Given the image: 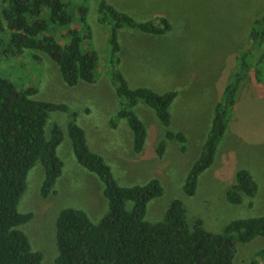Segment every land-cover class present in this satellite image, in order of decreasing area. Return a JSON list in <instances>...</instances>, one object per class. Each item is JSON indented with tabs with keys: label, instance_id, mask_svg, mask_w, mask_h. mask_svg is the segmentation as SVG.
<instances>
[{
	"label": "rangeland",
	"instance_id": "1",
	"mask_svg": "<svg viewBox=\"0 0 264 264\" xmlns=\"http://www.w3.org/2000/svg\"><path fill=\"white\" fill-rule=\"evenodd\" d=\"M121 1L108 0L137 21L152 20L132 15L129 6ZM129 1L136 12L143 8L145 15L168 18L172 31L149 36L136 29L121 28L118 31L119 69L132 89L149 88L160 94L177 92L171 106L170 130L186 135L184 151L180 141L166 139L163 157L157 155L165 129L153 109L142 102L134 111L148 130L145 151L138 155L133 150L132 130L124 119L116 118L119 97L109 70V28L97 21L98 0H87L91 45L100 56L96 83L80 82L69 87L58 65L46 53L26 50L10 54L3 33H0V78L12 82L18 90H35L32 98L36 100L68 105L76 114L77 124L85 131L90 150L103 157L120 186L144 185L151 179H159L165 192L148 203L147 220H163L172 201L177 199L183 202L191 224L202 220L205 229L214 233H223L233 221L264 216V69L257 67L263 72L260 82L253 71L264 45L251 59V73L239 88L213 165L200 175L194 196L187 195L183 188L203 151L215 107L233 80L239 58L249 48L252 23L264 15V0ZM71 2L76 6L83 0ZM75 28L79 26L51 24L49 33L59 43L68 44ZM113 119L115 125L111 123ZM54 123L60 125L64 135L57 149L63 169L55 185L56 193L46 198L41 196L45 171L37 164L28 174L27 189L18 207L21 213H33L32 220L21 229L29 237L33 250L42 253L41 264H59L56 222L62 210H83L93 222H98L108 210L104 184L74 154L68 134V113H51L48 134ZM138 159L143 160L134 161ZM241 170L253 175L258 192L254 197L244 196L241 204H234L227 194ZM263 251L262 237L239 243L233 264H264Z\"/></svg>",
	"mask_w": 264,
	"mask_h": 264
},
{
	"label": "trees",
	"instance_id": "2",
	"mask_svg": "<svg viewBox=\"0 0 264 264\" xmlns=\"http://www.w3.org/2000/svg\"><path fill=\"white\" fill-rule=\"evenodd\" d=\"M97 11L98 23L109 28V70L119 97L116 118L124 119L132 130L134 150L143 151L147 140V128L134 111L142 102L153 109L165 129L157 155L163 157L166 139L180 141L184 151L186 135L170 130L171 106L177 92L160 94L149 88L132 89L119 69L121 28L159 36L172 31L170 21L165 16L137 21L108 0H98ZM88 15L87 0L76 6L71 0H0V33L6 36V50L10 54L26 50L46 53L58 65L69 87L80 82L93 84L100 75V56L91 45ZM51 24L79 28L71 31L70 43L61 44L49 33ZM249 39V48L239 58L233 80L215 107L203 151L186 177L183 188L189 196L196 194L200 175L215 161L239 88L251 73V59L264 45V15L252 23ZM256 62L253 71L260 82L264 52ZM35 93L33 89L18 90L12 82L0 78V264H41L43 260L42 253L33 250L29 237L21 229L32 220L33 213H21L18 207L27 189L28 174L37 164L45 171L41 196L56 193L55 185L63 169L57 149L64 135L57 123L47 133L51 113L56 111L68 113V134L74 154L82 166L102 181L108 200V210L98 222H93L83 210L68 208L60 212L56 222L59 264H233L239 243L264 238V216L233 221L223 233H214L205 229L202 220L191 224L179 199L172 201L163 220H147L148 203L165 192L160 180L120 186L103 157L90 150L85 131L68 105L36 100L32 98ZM111 123L116 124L114 119ZM257 192L253 175L241 170L227 197L231 203L241 204L244 196L254 197Z\"/></svg>",
	"mask_w": 264,
	"mask_h": 264
},
{
	"label": "crops",
	"instance_id": "3",
	"mask_svg": "<svg viewBox=\"0 0 264 264\" xmlns=\"http://www.w3.org/2000/svg\"><path fill=\"white\" fill-rule=\"evenodd\" d=\"M121 2H123V3H126L128 6H129V13H131L132 15H136L137 16V14H139L142 18H150V19H153L154 17H155V15H153V13H151V15H153V16H150V15H145V11H144V9L143 8H138V12H136V11H134V4L132 3V2H130L129 0H123V1H121ZM136 12V13H135ZM142 22H144V21H142ZM144 33V32H143ZM145 35H149V36H152V34H149V33H144ZM147 128V127H146ZM147 132H148V130H147ZM129 135L131 136V132H129ZM132 135H133V132H132ZM133 150H134V144H133ZM135 151V150H134ZM144 151H145V148L143 149V151H141L140 153H138V155H142L143 153H144ZM135 153H137L136 151H135ZM133 155H135V154H133ZM134 158V157H133ZM140 160H143V159H138V160H134V161H137V162H139ZM132 163H133V161L132 162H130V164L132 165Z\"/></svg>",
	"mask_w": 264,
	"mask_h": 264
}]
</instances>
